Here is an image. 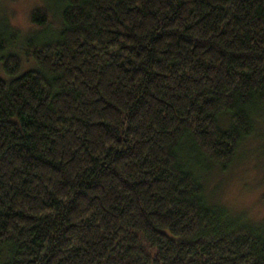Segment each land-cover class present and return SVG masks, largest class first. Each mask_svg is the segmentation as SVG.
I'll return each mask as SVG.
<instances>
[{
    "label": "trees",
    "instance_id": "16d2710c",
    "mask_svg": "<svg viewBox=\"0 0 264 264\" xmlns=\"http://www.w3.org/2000/svg\"><path fill=\"white\" fill-rule=\"evenodd\" d=\"M52 11L0 36V264H264V219L199 172L264 111V0Z\"/></svg>",
    "mask_w": 264,
    "mask_h": 264
},
{
    "label": "rangeland",
    "instance_id": "374dc122",
    "mask_svg": "<svg viewBox=\"0 0 264 264\" xmlns=\"http://www.w3.org/2000/svg\"><path fill=\"white\" fill-rule=\"evenodd\" d=\"M57 3L58 0H0V36L6 34V25L16 30L20 38L29 35L34 27L30 15L41 8L48 9V21L57 26L59 18L52 11ZM38 35L40 32L34 30L29 37ZM14 51L20 55L23 69L30 68L29 60L18 49ZM254 131L224 170L208 163L199 172L210 202L258 223L264 219V111L255 117Z\"/></svg>",
    "mask_w": 264,
    "mask_h": 264
}]
</instances>
